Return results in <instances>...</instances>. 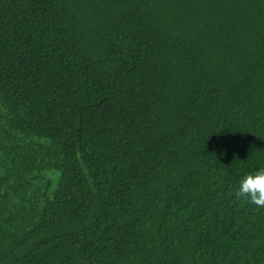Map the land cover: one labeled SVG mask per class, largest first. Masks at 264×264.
<instances>
[{
	"label": "trees",
	"instance_id": "16d2710c",
	"mask_svg": "<svg viewBox=\"0 0 264 264\" xmlns=\"http://www.w3.org/2000/svg\"><path fill=\"white\" fill-rule=\"evenodd\" d=\"M264 0H0V264H264Z\"/></svg>",
	"mask_w": 264,
	"mask_h": 264
},
{
	"label": "clouds",
	"instance_id": "9594fccd",
	"mask_svg": "<svg viewBox=\"0 0 264 264\" xmlns=\"http://www.w3.org/2000/svg\"><path fill=\"white\" fill-rule=\"evenodd\" d=\"M235 195L249 199L257 206H264V167L244 174L238 182Z\"/></svg>",
	"mask_w": 264,
	"mask_h": 264
}]
</instances>
